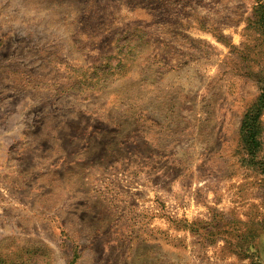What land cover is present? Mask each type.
<instances>
[{"label": "rangeland", "instance_id": "374dc122", "mask_svg": "<svg viewBox=\"0 0 264 264\" xmlns=\"http://www.w3.org/2000/svg\"><path fill=\"white\" fill-rule=\"evenodd\" d=\"M262 90L264 0H0V264H264Z\"/></svg>", "mask_w": 264, "mask_h": 264}, {"label": "trees", "instance_id": "16d2710c", "mask_svg": "<svg viewBox=\"0 0 264 264\" xmlns=\"http://www.w3.org/2000/svg\"><path fill=\"white\" fill-rule=\"evenodd\" d=\"M262 101L264 102V90H262V93L260 95V99H259V102Z\"/></svg>", "mask_w": 264, "mask_h": 264}, {"label": "bare ground", "instance_id": "6f19581e", "mask_svg": "<svg viewBox=\"0 0 264 264\" xmlns=\"http://www.w3.org/2000/svg\"><path fill=\"white\" fill-rule=\"evenodd\" d=\"M51 125H53V124H51ZM50 127V126H49ZM53 129H54V127H53ZM50 132V131H49Z\"/></svg>", "mask_w": 264, "mask_h": 264}]
</instances>
